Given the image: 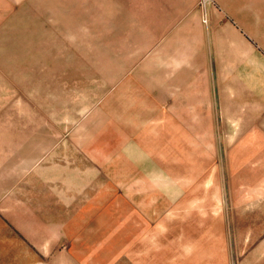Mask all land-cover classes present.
Instances as JSON below:
<instances>
[{
  "label": "rangeland",
  "instance_id": "rangeland-1",
  "mask_svg": "<svg viewBox=\"0 0 264 264\" xmlns=\"http://www.w3.org/2000/svg\"><path fill=\"white\" fill-rule=\"evenodd\" d=\"M224 7L264 43V0H15L0 28V264H140V221L123 199L135 190L124 181L147 184L155 161L174 196L157 217L180 215L174 202L182 198L218 213V195L230 214L229 159L182 158V143H166L162 127L146 134L143 122L155 116L138 88L152 38L197 21L213 33L209 23L220 28L229 17ZM135 143L156 158L144 169L131 157ZM156 176L166 197L167 174ZM189 256L206 264L204 255Z\"/></svg>",
  "mask_w": 264,
  "mask_h": 264
},
{
  "label": "crops",
  "instance_id": "crops-1",
  "mask_svg": "<svg viewBox=\"0 0 264 264\" xmlns=\"http://www.w3.org/2000/svg\"><path fill=\"white\" fill-rule=\"evenodd\" d=\"M224 8L229 17L220 28L209 23L213 33L207 34V26L197 21L184 24L183 33L174 27L164 32L165 28L161 37L152 38L150 68L139 74L142 85L138 88L155 116L141 120L143 126L151 124L143 130L146 134L153 136L162 127L166 143H182V158L229 159L231 212L223 211L219 195L214 199L218 213L209 211L198 198H182L174 202L183 207L178 209L180 215L171 209L164 215V224V216L157 217L156 209L159 203L171 206L174 201L170 174L146 145L136 144V125L131 157L142 169L150 161L157 167V174L156 168L144 172L150 176L147 184L138 179L130 185L124 181L127 190H135L132 197L123 199L125 205L127 200L132 202L137 210L134 217L140 221L136 242L140 264H182L193 252L204 255L206 264H264V43L254 39L239 21L241 17ZM14 10L15 0H0V28ZM225 38L223 53L220 40ZM242 56L250 63L246 69L238 60ZM175 156L181 157L180 153ZM159 170L167 174L166 197L159 194ZM226 218H230L229 239L223 229ZM188 263L195 264L190 259Z\"/></svg>",
  "mask_w": 264,
  "mask_h": 264
}]
</instances>
